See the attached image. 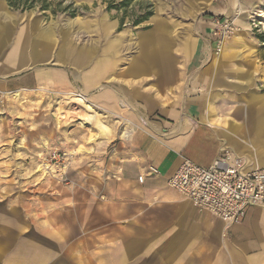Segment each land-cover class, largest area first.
Returning <instances> with one entry per match:
<instances>
[{
  "label": "rangeland",
  "instance_id": "374dc122",
  "mask_svg": "<svg viewBox=\"0 0 264 264\" xmlns=\"http://www.w3.org/2000/svg\"><path fill=\"white\" fill-rule=\"evenodd\" d=\"M3 1L13 33L6 48L0 49V62H5L18 38L23 40L33 31L52 32L54 52L69 45L91 55L83 72L89 80L106 85L114 100H94L100 90L93 88L87 98L118 132L123 123L135 126V121L146 117L147 126L158 128L149 131L162 133L156 123L163 124L168 111L182 110L188 90H206L194 97H213L218 113L229 114L237 125L227 137L217 131L221 157L233 156L244 166L258 161L264 138L258 139L247 117L248 110L255 113L260 103L229 85L242 88L241 72L250 73L252 91L264 97V0H238L237 6L232 0ZM212 19H231L235 26L244 19L249 29L237 26L238 31L216 52L205 39ZM158 23L169 44V68L153 66L138 76L129 73L130 60L140 55V36L153 32ZM207 54L209 58L225 54L228 63L213 65ZM112 63L119 84L106 82L112 69L106 74L100 71ZM39 68L52 73L64 70L70 89L39 81ZM197 69L201 70L193 76ZM5 80L6 88L0 89L6 98L0 117V264L177 263L148 250V225L142 227L141 220L151 202L118 175L117 163L126 145L114 137L95 147L89 144V130L79 124L66 137L60 133L59 97L78 95L84 89L72 69L49 62ZM16 93H20L17 98ZM85 147L89 152L79 154ZM192 261L204 264L200 258Z\"/></svg>",
  "mask_w": 264,
  "mask_h": 264
},
{
  "label": "crops",
  "instance_id": "0c3cea01",
  "mask_svg": "<svg viewBox=\"0 0 264 264\" xmlns=\"http://www.w3.org/2000/svg\"><path fill=\"white\" fill-rule=\"evenodd\" d=\"M10 19L4 8V1L0 0V49L6 48L11 41L13 31L9 23ZM155 20L156 17L151 22ZM162 32L163 29L158 23L153 32L140 36L138 40L140 55L130 60L127 68L129 73L138 76L153 66L169 68L167 62L169 44ZM209 36L210 33L206 30V41ZM54 46L52 32L33 31L26 34L23 40L18 38L5 62H0V89L6 88V78L34 69L39 64L53 62L72 69L73 76L84 86L78 95L84 94L87 98L93 88L100 90L99 96L93 95L94 100L96 98L105 103L113 102L112 93H108L106 85L101 84L99 79L89 80L91 78L83 72L90 63L91 55L75 51L69 45L54 52ZM209 55L207 54V59ZM213 58L210 57L208 60L213 65L228 63L225 54ZM114 66V63L106 64L100 70L106 74L112 69V74L106 79L107 84L121 83L114 73ZM229 66L237 68L233 63ZM49 70L44 68L36 70L39 81H51L60 89H70L64 70H54V73ZM200 70L197 69L193 76ZM240 76L241 78H238L241 83H245L244 86L241 88L230 84L229 88H238L242 92H247L249 101L260 103V108L255 113L248 110L247 123L258 139L264 138V97L252 91L254 80L250 73L241 72ZM58 93L76 94L55 92ZM199 93L207 92L198 88L193 91L188 90L182 98V110H170L163 124L156 123L162 133L149 131L158 128L147 126L146 117H140L135 121V126L128 122L123 123L119 132L112 125L115 130L114 137H118L120 141H122L120 134L125 125H129L132 129L129 141L126 143L122 141L126 147L125 154L121 156L123 159L117 163L120 181L137 188L141 195L146 196L145 200L151 202L148 215L143 217L141 225L142 227L148 225L146 236L147 244L150 245L148 250L158 251L159 257L177 260L174 264H186L185 260H190L192 264V260L196 258L203 260L204 264H264V208H248L245 218L240 223L227 227L221 220L198 209L167 186V181L177 173L184 161H190L201 168H209L223 153L217 131L227 137L229 131L236 130L237 125L229 118V114L223 116L218 113L216 99L194 97ZM87 100L89 102L88 98ZM202 106H204L203 113ZM100 146L95 145V147ZM87 149L79 154L88 153ZM75 151L73 154H78ZM259 154L261 155L258 161H250L246 165L247 168H254L255 165L264 167V149ZM142 234L144 235V232Z\"/></svg>",
  "mask_w": 264,
  "mask_h": 264
},
{
  "label": "built area",
  "instance_id": "2783aa9c",
  "mask_svg": "<svg viewBox=\"0 0 264 264\" xmlns=\"http://www.w3.org/2000/svg\"><path fill=\"white\" fill-rule=\"evenodd\" d=\"M209 25V43L216 52L238 31L231 19H212ZM5 99L0 92V117ZM167 186L228 225L243 220L250 207L264 208V167L247 169L230 156L218 158L206 169L184 161Z\"/></svg>",
  "mask_w": 264,
  "mask_h": 264
},
{
  "label": "bare ground",
  "instance_id": "6f19581e",
  "mask_svg": "<svg viewBox=\"0 0 264 264\" xmlns=\"http://www.w3.org/2000/svg\"><path fill=\"white\" fill-rule=\"evenodd\" d=\"M232 1L234 6L238 5L237 0H232ZM245 19H247V17H245ZM236 25L242 28L243 30L249 29V24L248 22L244 21V19L238 20L236 22ZM19 95L20 93H16L14 97L17 98L19 97ZM58 100H60L62 104V106H60V108L58 109V114H57L59 131L65 137L68 136L71 128L76 127V125L79 124L81 128L89 130V138H88L89 144L94 146L95 145L102 146L112 141V138L114 137L115 134L114 127L109 123L108 118L103 113L94 109V107L90 104V102L87 101L85 96L64 95V96H60ZM71 118L72 121L68 122ZM72 123L74 125H72ZM131 135H132V129L129 127V125H125L122 133L120 134V139L126 143L129 141ZM230 158L233 159V156H231ZM260 166L262 165H255L254 168H258ZM245 167L247 168V166ZM225 225L227 227L231 226L228 224Z\"/></svg>",
  "mask_w": 264,
  "mask_h": 264
}]
</instances>
